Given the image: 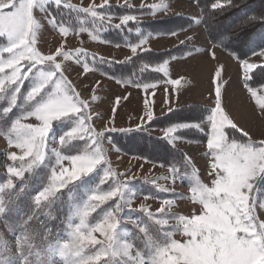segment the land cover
Segmentation results:
<instances>
[{"label":"snow or ice","instance_id":"obj_1","mask_svg":"<svg viewBox=\"0 0 264 264\" xmlns=\"http://www.w3.org/2000/svg\"><path fill=\"white\" fill-rule=\"evenodd\" d=\"M196 3L199 5V0ZM117 4L129 11L116 17V14L109 11V0H102L99 5L90 3L87 7L62 3V0H0V40L5 41L0 46V53L8 54L6 59L0 58V100L6 101L7 105L2 112L8 116L14 108L21 109L7 131L2 133L8 146L17 151L7 153V159L12 163L6 165V180L0 182V221L3 223L0 228V264H264V220L258 216V210L264 212V199L258 200L256 196L264 185V139L254 140L250 132L234 122L226 111L224 92L227 81L222 77L223 65L217 66L214 71L213 106L207 110L206 117L170 122L161 129L162 139L174 148L175 142L181 139L176 135L178 131L204 132L207 128L206 157L209 161L207 171L210 186L197 177L195 184L190 187L189 198L200 206L198 212L193 210L190 216L173 217L177 221L173 226L175 232H179L183 239L173 238L174 231L167 230V211L173 201L164 199L156 213L150 211L148 205H140L139 210L146 216V221L127 218V222L138 229L134 239L141 241L143 249L134 242L121 241L120 226L125 222L123 212L126 207L131 208V198L136 195L131 185L136 176L128 174L130 169L119 173L111 166L103 144L106 134L116 129L105 125L98 131L93 127L91 101L98 98L93 95L91 101L83 99L77 86L65 75V62L73 59V53L64 50L65 41L62 40L55 51L49 54L40 50L38 33L43 25L36 16L37 11L47 13L49 26L58 29L62 37L68 35L69 29L62 23L58 24L56 14L47 5H54L57 12L62 6L91 16L93 20L101 22L97 31L106 30L107 27L121 29L130 22L134 23L135 29L130 28L129 31L134 30L139 40L128 44L131 56L126 57L124 63L150 52L151 48L147 45L154 36L176 37L185 30L180 27L163 33L150 31L145 34L141 17H155L161 12L167 14L170 11L167 0H159L150 5L142 2L134 11L129 0H125L124 4L117 0ZM233 4L234 0H214L211 9L222 11ZM114 18H118L119 23L113 25L111 21ZM257 20L264 24V15L248 17L246 23ZM105 21L107 24L103 23ZM201 22L202 17L190 18L189 27ZM86 31L80 29V32ZM88 35L92 41L103 42L93 32L88 31ZM184 42L180 41V44ZM213 46L223 47L216 41H213ZM188 51L199 52L201 49ZM229 54L238 61L244 87L258 106L261 118H264V96H257L256 89L249 83L252 70L257 65L231 50ZM209 55L216 58L214 52ZM249 55L264 58V47L251 50ZM87 56L88 53L83 49L77 50L76 62L81 63V58ZM172 59L176 57L164 58L156 63L154 70L163 74L162 80L140 83L117 79V83L147 91L155 89L162 82L172 85V91L176 92L175 86L180 80L170 78L169 65ZM99 62L106 63L103 57L99 58ZM89 71L88 63H83V72ZM25 86L27 91H24ZM99 86L100 82L97 81L93 92ZM260 87L264 88V84ZM165 91H168L167 88ZM121 99L127 100L128 97L115 98L111 109L113 124ZM165 103H168L167 96ZM144 107L141 120L153 121L154 111L148 100L144 101ZM173 111L172 107H168L169 113ZM54 122L69 127L58 136L59 146L49 147L50 140L54 142L57 139L55 136L50 137ZM133 130L143 131L145 128L143 124H138L135 129H120L124 132ZM233 132L240 135L236 136ZM74 141H83L84 146L74 153L66 152L65 149H70ZM108 142L111 143L110 138ZM184 159L191 164L190 157L184 156ZM42 166L51 169L47 183L32 197L30 211L21 217L14 228L3 219L8 211L4 194L19 198L26 191L27 178ZM98 171H102L98 185L110 183L111 186L107 190H98V185L91 188L86 193V199L70 208L64 239L54 236L52 228L46 224L33 227V222H38L41 215L55 219L46 210L61 200L65 192L71 198L73 190L81 182H86L85 178ZM169 171L170 176L162 179H171L173 184L177 180L184 181V175L176 168L170 167ZM195 171L193 169L194 174ZM121 176L127 179L122 181ZM151 183L160 191H169L156 180ZM148 198L144 197L145 200ZM109 201L113 205L103 210L102 216L95 223H90V215ZM152 225L158 226L156 231L163 234L162 242L154 236ZM5 232L12 236L11 240L5 237Z\"/></svg>","mask_w":264,"mask_h":264},{"label":"rangeland","instance_id":"obj_2","mask_svg":"<svg viewBox=\"0 0 264 264\" xmlns=\"http://www.w3.org/2000/svg\"><path fill=\"white\" fill-rule=\"evenodd\" d=\"M63 2H68L80 7H87L90 3L99 5L102 0H62V3ZM119 2L120 4H124L125 0H119ZM129 2L134 6L132 10L134 11L140 7L142 2L150 5L158 3L159 0H129ZM167 2L170 4V11L167 14L161 12L155 17L150 15H144L141 17L145 34L150 31H159L163 33L168 30L171 28V25L176 22L175 20L179 19L168 18V15L183 13L186 9L192 8L190 6H193V9H188L187 14L189 16L195 14L198 18L202 17V12L194 0H167ZM213 2L214 0H201V3L206 4L207 6H205L206 10L204 11L205 24L207 25L215 20L214 37L218 41L227 38L225 40L231 44L230 38L235 31L239 32V37H241L242 31L240 32V29L243 30L244 27L253 29L252 25H254V23L257 25L262 24L258 20L244 26H242L243 21L239 22L238 19L231 24H228V22L225 21H227V17L231 16L234 11L237 12L238 8L245 4L254 6V9L249 11L247 16L259 17L264 15V0H234L232 7H225L222 11L219 9L213 11L211 9V4ZM109 3L111 5L109 11L116 14V17L125 13L120 6H118L117 0H109ZM47 7L56 14L58 24H64V26L68 27L69 32L66 37H62L59 34L58 29H53L49 26L48 14L37 11L36 16L43 25L41 32L38 33L40 50L45 54H49L55 51L62 40L65 41L64 50L73 53V59L65 62V75L74 85L77 86V90L81 92L83 99L91 101L93 95L98 98L96 101H91L90 114L94 117L93 127L98 131L105 125L109 128L114 127L116 129L115 131H110L106 134V139L103 144V147L108 154V158L111 161V166L119 173H124L130 169L131 171L128 172V174L136 176V179L131 181V185L135 189L136 195L131 198V208L126 207L123 212L125 222L120 226L121 241L134 242L137 247L143 249L144 245L141 241L134 239V235L138 232V229L131 223H128L127 218L131 217L132 219L146 221V216L139 210L140 205L142 203L146 204L149 206L150 211L156 213V209L161 207V201L164 199H170L173 201L170 209L167 211V217L169 218L167 230L174 231L175 234L173 238L182 240L183 237L179 232H175L173 227L177 223L173 217L179 215L190 216L193 213V210L198 212L200 206L194 204L189 198L191 196L190 187L195 184L197 177L202 183L210 186V179L207 171L209 161L206 157L207 128H205L204 132L196 130L178 131L176 135L180 136L181 139L175 142L174 148L169 146L168 143L162 139L161 129L170 122L203 119L208 114L207 110L212 106L206 102H201L200 105H180L182 104L180 103L181 100L183 102L188 100L184 101L186 92L184 94L181 92L179 89L180 83L175 86L177 89L176 92L170 90V85H166L162 82L158 84L155 89L145 91L142 88L117 83V79L121 81L132 80L140 83H154L157 80H162L163 74L154 70L156 63L164 58L175 57V54L184 52V48H187V51L183 54L189 55L196 53V51L191 53L188 51L189 49H197L196 46L190 45L191 42H193L191 40H189V45L177 44L182 38V33H179L176 37L167 35L154 36L150 39V42L147 45L148 47H153L150 52L141 54L139 57H133L131 62L124 63L125 58L131 56L128 44L137 43L139 40V38L133 39L131 37L132 35L139 36L134 30L129 31L130 28L135 29L136 25L134 23L130 22L127 27L118 30L114 27H107L106 30L97 31L101 22L93 20L89 15L77 13L72 9H65L62 6L58 12L54 5H47ZM127 11H129V9H126V12ZM246 19H244V21ZM188 20H190L189 17ZM103 23L107 24L106 21ZM111 23L113 25L119 23L118 18H114ZM238 23L239 28L236 27ZM204 27L203 22L188 27L193 29V31H191L193 36L191 37L200 38L202 35L206 38L205 40L208 41ZM82 28L93 32V34L99 35L103 42L92 41L88 35V31L80 32V29ZM118 32L122 35L128 34V37L124 35L125 39L118 41L116 37ZM106 33H109L110 35ZM4 43L5 41L0 40V46ZM208 43L210 46H213L209 41ZM216 47L221 49L218 46ZM79 49H83L87 52L88 56L82 57L81 63L78 64L75 59V54ZM222 51L225 52V50ZM7 56V53H0V58L6 59ZM100 57H103L106 63L101 64L99 62ZM245 58L256 65L258 64V72L256 71V73L251 76L253 82H255L256 78L264 77V70H262L264 69V58L259 56H248ZM107 61H111V63H107ZM85 62L88 63L90 68L88 73L83 72V63ZM145 64L148 66L145 67ZM197 70L198 63L194 62L191 63L190 68L184 71V74L189 71H192L194 74L197 73ZM102 73H107L108 75H102ZM113 77H115V79ZM97 81L100 82V86L96 88L95 92H93V86L96 85ZM260 85L257 87L253 86V88L257 89ZM171 87L173 88L172 85ZM166 88L168 90L167 92L165 91ZM260 90L264 91V88H260ZM24 91H27V86H25ZM117 96L128 97V99H121L119 101L113 124L111 123V109L114 106V101ZM166 96L168 97L167 104L165 103ZM145 100L149 101L152 110L153 107H156L155 110H153L155 118L151 122L141 120V117L145 112ZM5 106H7L6 101L0 100V182L5 181L8 176L6 165L12 163L7 159V153L17 151L8 146L7 140L2 133L7 131L12 120L21 112L20 108H14L8 116H4L2 109ZM168 107H172L174 111L169 113ZM199 107L202 109L203 115L200 114L201 110L198 109ZM254 111L256 112L255 108ZM235 113L236 117L231 114L232 119L238 121L241 127L249 131L254 140L261 137L262 132L259 128L264 123L261 115L252 112V116H246V114H243L238 115L237 117V112ZM97 115L99 118H95ZM138 124H143L145 130L120 131V129H135ZM67 127L69 126H61L57 122H54L53 132L50 133V137L55 136L57 139L54 142L50 140L49 147L59 146L58 136L62 131L66 130ZM233 134L236 136L240 135L237 132H233ZM200 136H203V139ZM108 138L111 139V143L108 142ZM83 146V141H74L72 142V147L70 149L66 148L65 151L74 153ZM184 156L191 158V164L185 161ZM170 167L176 168L182 175H184L185 179L183 182L177 180L173 184L171 179H162L164 176H170ZM193 169L196 170L195 174L193 173ZM50 170V167L42 166L37 169L31 177H28L26 180V191L19 198H16L14 195L10 197L8 194H4L8 211L3 219L9 221L14 228L19 223L21 217L25 216L30 211L32 207V197L41 190L44 184L47 183V177L50 174ZM101 175L102 171H98L91 174L90 177L85 178L86 182H81L78 187L73 190L71 198L69 194L65 192L61 200L56 201L50 209L46 210L51 216L56 218L51 219L49 216L41 215L38 222H33V227H39L41 223L46 224L47 227L52 228L54 236L64 239L67 235V218L70 215V208L75 204L82 202L83 199H86V193L91 188L97 187ZM145 178H147V180ZM126 179L127 178L124 176L120 177V180L122 181ZM152 180L164 184L169 191L163 192L158 190L154 184L151 183ZM17 183H19V181H17ZM110 186V183L98 185V190H107ZM145 196H148L149 198L145 200ZM256 196L258 200L264 199L263 185L261 191L256 193ZM24 201L29 202V206H27L26 209L24 208ZM112 205V201L102 205L100 209H97L96 212H93L90 215L89 222L95 223L102 216L103 210H107ZM258 216L260 219L264 220V212L258 210ZM52 220L55 221V224L51 222ZM2 227L3 223L0 221V228ZM157 227L158 226L152 225V231L154 236L162 242L164 237L162 233L156 231ZM4 235L7 239H12V236L8 235L7 232H5Z\"/></svg>","mask_w":264,"mask_h":264},{"label":"crops","instance_id":"obj_3","mask_svg":"<svg viewBox=\"0 0 264 264\" xmlns=\"http://www.w3.org/2000/svg\"><path fill=\"white\" fill-rule=\"evenodd\" d=\"M190 7L192 8H188V9H193V6ZM188 9H186V11H183V13L180 14L176 13V15H170V16L168 15V18H179L184 22L185 20H188V17L198 18L197 15L195 14L189 16L187 14ZM180 27L186 28L184 31L179 32L182 33V38L180 37L181 38L180 41H185L184 45L185 44L189 45L190 44L189 40H191L193 42H191L190 45H194L196 46L197 49H201V51L189 55L183 54L186 52L185 51L182 53L183 57L176 56V59H172L171 64L169 65L170 78L180 80L179 89L183 94L186 92L185 95L187 96V97L185 96L184 101L188 99L186 102H183L181 100L180 103L182 104L180 105H184V104L200 105L201 102H206L209 103V105L213 106V100H214V92H213L214 85L212 82L213 75L215 68L219 65H223L224 70L222 72V77L224 81H227L225 85L226 92H224V107L226 111L230 114V116H232L231 114H233L235 117H236L235 112H237V117L238 115H243V114H246V116L249 115L252 116V112L260 115L258 106L251 98L250 93L244 87L243 81L241 79L242 71L238 61L235 60L229 54V52L226 51L223 52L222 51L223 49L221 50L217 47L210 46L208 41L205 40L206 38L203 37L202 35L200 36V38L194 37V39L186 40L185 39L186 37L193 36V33L191 32L193 31V29L188 28L189 25H181ZM180 41L177 44H180ZM149 47L153 48L152 46ZM210 52L215 53V57H216L215 59H213L209 55ZM249 57H251V55ZM254 57H258V56H254ZM194 62L198 63L197 73L193 74L192 71H189L188 73L184 74V71L190 68L191 63ZM260 88L261 87L256 89L257 96H264V91H261ZM170 90H172L171 85H170ZM155 108L153 107V110H155ZM254 108L256 112L254 111ZM234 122H236L239 125L238 121H234ZM259 130H261L262 134L261 137H258V139L256 140L264 139V123L260 126Z\"/></svg>","mask_w":264,"mask_h":264},{"label":"trees","instance_id":"obj_4","mask_svg":"<svg viewBox=\"0 0 264 264\" xmlns=\"http://www.w3.org/2000/svg\"><path fill=\"white\" fill-rule=\"evenodd\" d=\"M194 1L196 2V0H194ZM198 6L200 8V11L202 12V20H203V24L205 26L204 28H205V32H206L207 37H208V41L212 45H213V41H216L218 44H222L223 45V47L218 46L221 49H223V50H225L227 52H229V50H231L233 52H236V53L240 54L243 58L250 56L249 53L251 52V50L264 46V24L257 25L255 23H254V25H252L253 29H249L247 27L246 28L244 27L243 30L240 29V32L242 31L241 37H239L240 33L235 31L233 33V35L231 36V38H230V43L231 44H229L227 42V40H225L227 38L222 39V41H220V40L218 41L214 37L215 36V34H214V21L215 20L213 22L211 21L207 25L205 24L204 11L206 10V7H207L206 4L201 3V0H199V5ZM120 8L122 9L123 12H126L127 8H122V7H120ZM253 9H254L253 5L245 4L244 6L239 7L237 12L234 11L231 16L227 17V21H225V22H228V24H231L233 21L238 19L239 22L243 21L242 26L249 25L250 23H246V21L248 20V17H250V16H247V14H248L249 11H252ZM244 19H246V20L244 21ZM175 21L176 22L174 24H172L171 28H169L168 30L175 29V27H180L181 25H189V20H185V22L187 24L183 20H180V19H176ZM236 27L239 28V23L236 25ZM116 30H118V29H116ZM106 34L110 35L109 33H106ZM106 34H105V37H106ZM124 35L126 37H128V34H124ZM124 35H122V34H120V32H118V34L116 36L117 40L121 41L122 39H125ZM131 37L133 39L134 38H139V36H133V35ZM108 42H110V41H108ZM185 51H187V48H184V52ZM182 53L175 54V57L179 56V55H182ZM258 70H259V68L256 67L252 71L251 76L254 75L256 73V71L258 72ZM262 70H264V69H262ZM263 73H264V71H263ZM249 83L251 84L252 87L253 86L257 87L261 83H264V77L256 78L255 82H253V78L251 77ZM253 83H254V85H253ZM198 109L201 110L200 114L203 115L202 114V109L200 107ZM200 137L202 138L203 136H200ZM27 206H29V202L28 201H24V208L26 209ZM15 216H17V215H15ZM51 222L53 224H55L54 220H52Z\"/></svg>","mask_w":264,"mask_h":264}]
</instances>
